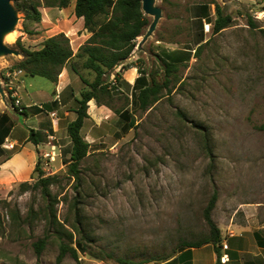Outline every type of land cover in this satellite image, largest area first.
<instances>
[{
  "label": "rangeland",
  "instance_id": "1",
  "mask_svg": "<svg viewBox=\"0 0 264 264\" xmlns=\"http://www.w3.org/2000/svg\"><path fill=\"white\" fill-rule=\"evenodd\" d=\"M209 1L156 0L162 19L148 41L171 39L177 22L185 27L190 5ZM215 1L234 18L233 26L218 35L211 28L201 48L183 37L193 52L179 63L182 82H173L171 92L148 112L134 105L128 122L115 118L96 134L80 167V192L66 174L68 156L50 201L33 187L36 175L24 182L31 185L28 191L21 183L0 200V264H166L187 245L211 236L204 210L214 193L212 219L218 228L244 222L240 204L264 198V0ZM45 9L42 17H49ZM18 17L15 37L5 41L17 51V40L26 47L23 37L33 36L24 33V14L18 11ZM249 17L256 28L248 25ZM35 29V23L28 24L29 31ZM14 57L0 58V69ZM151 71L152 79L164 80L162 64ZM113 92L106 101L122 110L128 100ZM55 220L72 239L56 233L50 226ZM40 240L46 244L38 255ZM63 244L79 247V259L68 252L59 263ZM248 251V261L261 260L253 257L254 249ZM204 253L209 263L212 251ZM237 261L231 264H243Z\"/></svg>",
  "mask_w": 264,
  "mask_h": 264
},
{
  "label": "crops",
  "instance_id": "2",
  "mask_svg": "<svg viewBox=\"0 0 264 264\" xmlns=\"http://www.w3.org/2000/svg\"><path fill=\"white\" fill-rule=\"evenodd\" d=\"M76 1L74 0L67 9H45L49 17H42V21L36 24L32 37H23V41L27 42L26 48L38 50L45 40L64 34L69 39L74 54H77L91 35L85 30L83 19L75 16ZM187 13L189 17L186 18L185 27L181 21L177 22L171 39L154 38L150 42L147 41L141 51L136 50L124 64L110 74L109 82L112 84L114 78L117 91L128 100V105L120 110L119 114L106 104H98L96 100L88 103V119L84 123L82 136L90 144V149L98 140L96 134L109 127V122L115 118L123 123L128 122L132 111H129L130 113L127 111L134 107V100L136 101L140 90L150 85L154 64L161 65L162 60L179 64L185 61L188 53L192 54L193 49L187 48V44L182 41L185 35H188V39L196 48L205 42L207 32L204 27L209 25L212 28L215 6H209L208 18L203 3L190 5ZM63 14L68 17H58ZM22 59L21 54L5 61L0 69V83L9 105L6 106L0 95V200L18 184L31 180L38 161L42 162V155L50 151L49 137H55L61 147V155L51 163V167L58 173L66 166L65 157L68 156L69 164L72 142L68 136V126L77 118L76 99H79L81 93L87 89L73 67L75 66L89 82L96 77L74 58L64 67L56 84L44 78L41 79L45 81H40L38 79L40 77H28L24 72L17 74L19 69L15 66ZM16 101L20 102L21 112L14 110L13 104ZM51 113L56 114L52 116ZM8 144L14 148L8 149L6 147ZM240 209L245 216L244 222L232 220L219 227L222 236V264H231L240 259L243 264H264L262 194L259 200L241 203ZM208 248L212 251L209 263L206 262L207 254L204 253ZM248 248L254 249L253 257L261 260L248 261L246 258L251 255ZM175 260L177 261L175 264H216L217 256L213 246L208 244L200 248L186 249L166 264Z\"/></svg>",
  "mask_w": 264,
  "mask_h": 264
},
{
  "label": "trees",
  "instance_id": "3",
  "mask_svg": "<svg viewBox=\"0 0 264 264\" xmlns=\"http://www.w3.org/2000/svg\"><path fill=\"white\" fill-rule=\"evenodd\" d=\"M11 1L15 9L24 14V33L28 35L34 34L28 30V24H38L42 21L41 8L63 10L67 9L72 3V0ZM210 5L215 6L216 17L212 25L213 35H218L233 26L234 18L231 15H225L215 0L203 3L207 18L209 16L208 9ZM75 16L83 19L84 28L91 35L87 43L80 48L77 54H74L70 41L64 34H59L45 40L38 50L26 48L19 39L16 42V46L21 52L23 59L15 68L22 70L28 77H40L56 84L64 67L75 58L82 63L84 69L92 71L96 75L95 79L89 82L79 73L75 66L73 67L87 89L81 93L79 99H76L77 107L75 112L77 118L68 126V136L72 142V149L66 174L70 179L77 182V190L80 192L79 190L82 188L80 167L90 154V144L82 136L84 123L88 119V103L96 100L98 104L109 106L106 99L110 101L113 97V90H117V88L110 86L111 83L108 77L136 51L137 40L145 34L152 20L143 13L142 0H77L75 4ZM248 25L251 28H256L252 17H249ZM201 47L202 45L199 48ZM181 65L162 60L164 80L159 83L155 79H152L149 86L140 90L135 102L137 111L142 113L148 112L165 96V92H171L173 82H182L177 76ZM115 79L116 81L118 80L117 75ZM13 106L14 110L20 112L15 107V104ZM114 112L119 114L120 109H116ZM180 116L185 119V115L180 114ZM260 129L264 131V126L260 127ZM33 175L37 176V182L33 187L40 189L43 197L50 201L52 197L50 188L57 182V174L46 177L43 171V164L39 160ZM20 188L26 192L31 188V185L29 183H22ZM217 200V193H214L204 210V219L211 229V236L196 244L187 245L186 248L190 250L211 244L217 256L216 264H222L221 231L212 219V213L216 207ZM76 212L77 220L80 222L78 209H76ZM55 218L56 216H54ZM50 226L56 227L57 234H65V237L72 239L73 234L68 231H62L64 230L63 225L56 220L51 222ZM58 226L62 229L59 230ZM45 244V240H40L35 244L38 255L44 250ZM78 250L80 251L79 247L78 249H73L68 248L65 244L61 245L58 262L60 263L68 252L71 253L75 260H78ZM120 262L121 264H137L128 260H121Z\"/></svg>",
  "mask_w": 264,
  "mask_h": 264
},
{
  "label": "water",
  "instance_id": "4",
  "mask_svg": "<svg viewBox=\"0 0 264 264\" xmlns=\"http://www.w3.org/2000/svg\"><path fill=\"white\" fill-rule=\"evenodd\" d=\"M142 11L146 16L150 17L152 21L145 34L141 37V41L136 49L138 52L143 49L144 44L154 35L162 19V9L156 6V0H142ZM18 22V11L15 9L13 2L11 0H0V58L21 56L19 51L5 44L6 36L15 31ZM0 95L6 106L9 107L1 83Z\"/></svg>",
  "mask_w": 264,
  "mask_h": 264
},
{
  "label": "built area",
  "instance_id": "5",
  "mask_svg": "<svg viewBox=\"0 0 264 264\" xmlns=\"http://www.w3.org/2000/svg\"><path fill=\"white\" fill-rule=\"evenodd\" d=\"M206 32L210 31V26L207 25L204 27ZM23 71L19 70L17 71V74L20 75L22 74ZM112 85L115 86L116 84L114 83V78L112 80ZM15 107L20 110L21 112V105L19 101L15 102ZM56 113H51V115H55ZM48 146L50 148V151L48 153H45L42 155V164H43V171L45 173L46 177L54 176L58 173L54 171V169L51 167V163L56 160L57 157L61 155V147L57 143V140L55 137H49L48 138ZM8 149H13L14 146L11 144L6 145ZM223 259V258H222Z\"/></svg>",
  "mask_w": 264,
  "mask_h": 264
},
{
  "label": "bare ground",
  "instance_id": "6",
  "mask_svg": "<svg viewBox=\"0 0 264 264\" xmlns=\"http://www.w3.org/2000/svg\"><path fill=\"white\" fill-rule=\"evenodd\" d=\"M15 37L14 33H11L9 35L6 36L5 40L6 42L10 43V41Z\"/></svg>",
  "mask_w": 264,
  "mask_h": 264
}]
</instances>
